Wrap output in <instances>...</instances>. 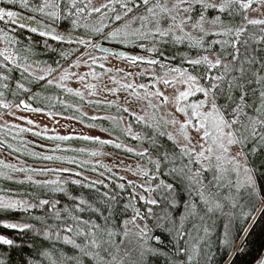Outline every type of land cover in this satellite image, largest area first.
<instances>
[{"label": "snow or ice", "instance_id": "1", "mask_svg": "<svg viewBox=\"0 0 264 264\" xmlns=\"http://www.w3.org/2000/svg\"><path fill=\"white\" fill-rule=\"evenodd\" d=\"M0 4L4 5L0 7V21L14 25L10 30L0 28V44L4 45L0 47V108L41 113L59 104L66 111L72 105L61 99L62 93H70L98 108L115 105L118 116L89 117L93 121L111 120L114 127L105 131L114 135V140L61 135L47 139H83L111 145L146 159L152 166L142 167L137 162L133 171L123 161L114 164V168L147 178L144 183L128 180L125 185L116 183L117 179L126 178L117 176L112 168L100 165L111 173L106 178L109 182L93 180L84 172H97L95 165L90 167L89 161L75 158L65 160L61 155L34 150L30 153L34 159L64 161L82 171L71 167H17L0 161V179L30 183L42 190L22 193L0 188V213L23 212L40 225L24 222L22 217L21 222L0 220V227L21 234L31 232L46 242L37 248L32 242L17 243L0 235V246L33 250L23 264H146L149 256L169 254L171 259H166V264H211L214 256L208 243V218L209 214L219 213L226 218L219 246L229 253L223 264H234L235 256L244 251L243 244L237 245L236 233L242 232V240H247L258 219L264 216V208L256 207L264 202V0H0ZM16 6L31 15L10 10ZM37 16L46 18L48 23ZM25 33L42 39L32 40L28 36L30 43L25 46L21 39ZM49 41L61 47H52ZM41 45L59 58L52 64L33 60V46ZM112 60L140 70L132 73L115 65L106 67ZM81 66L89 71H72ZM96 67L103 71L97 72ZM103 76L119 84V88L104 84L98 91V85L87 82L88 77L99 80ZM145 76L147 83L135 82L137 77ZM70 80L80 83L88 97L100 92L117 96L123 91L124 103L115 104L106 98L87 100L80 88L68 87ZM122 80L129 82L121 83ZM160 84L165 89L172 88L175 95H165ZM51 89L58 90L55 97L42 94ZM7 95L17 98L18 103L7 101ZM22 95L26 98H20ZM131 98L143 103L133 110L128 106ZM168 105L172 107L157 115ZM10 114L25 119L15 112ZM26 123L34 122L27 119ZM10 127L17 128L18 133L31 131L19 125ZM192 132L199 135V140L194 141ZM32 134L41 136L40 132ZM122 138L137 141L138 147L126 146L119 142ZM4 146L5 141L0 139V148ZM35 146L52 153L67 151L59 144L53 148ZM7 148L20 151L11 144ZM101 154L88 153L93 157ZM50 172L64 175L52 181L34 180L31 175L18 179L12 175ZM154 181L159 182L153 184ZM110 184H116L120 192ZM72 186L96 193L97 199L75 192ZM126 187L132 188V192L123 210L132 209L133 214L118 223L116 208ZM136 188L148 195L137 193ZM223 189H228L227 195ZM161 192L167 195L154 197V193ZM141 202L146 206L144 210L135 206ZM178 202L182 207H177ZM162 204L167 206L158 215L154 209ZM245 208L249 210L244 211ZM236 209L241 211L236 213ZM33 210L42 214L31 215ZM84 213L89 214L87 218ZM150 220L155 221L154 229L169 237L168 253L148 244L149 239L164 244L161 236L149 228ZM137 221H143V226ZM237 224L240 226L236 227ZM133 238L143 241L138 249L130 247ZM136 251L139 254L134 258ZM0 264H6L4 256H0ZM258 264H264V258Z\"/></svg>", "mask_w": 264, "mask_h": 264}, {"label": "rangeland", "instance_id": "2", "mask_svg": "<svg viewBox=\"0 0 264 264\" xmlns=\"http://www.w3.org/2000/svg\"><path fill=\"white\" fill-rule=\"evenodd\" d=\"M4 5L0 4V7H2ZM10 10H14L17 11L19 13L25 14V15H31L30 12H28L25 9H21L18 6L11 8ZM262 12H264V9L261 10ZM252 16H257L259 15L258 13H252ZM37 19L39 20H43V22L48 23L46 18H42L40 16H37ZM10 23V22H9ZM5 24V22L0 21V28H4L3 25ZM10 26V25H9ZM6 27V26H5ZM13 26L7 27L9 29H11ZM5 29V28H4ZM6 30V29H5ZM82 32V30H79ZM58 45V44H57ZM3 44H0V47H3ZM61 47V45H58V49ZM62 47H69V45H63ZM83 51V49H81ZM97 56H101L103 55L102 53H95ZM116 66V67H121L124 68L125 71L128 72H132V73H136L138 72L140 69L135 68V67H130L128 64L126 63H122V62H118L115 60H112L110 63H106V67H112V66ZM95 67V66H94ZM145 67H147L145 65ZM72 71H79L81 73L83 72H88L89 69L85 66H81L79 69H72ZM96 71L97 72H102V69H99L98 67H96ZM109 75H113L112 73H110ZM119 75H117V79L119 80ZM88 83L91 84H96L98 85V91L99 88L102 87L104 84H106L109 88L112 87H116L119 88V84H113L107 76H103L101 79L97 80V79H93L92 77H88L87 79ZM129 81H124L122 80L121 83H127ZM135 82L137 84L139 83H147L148 82V77H137ZM68 87H71L72 89H77L80 88L81 91L85 92L86 95V99L87 100H98V99H107V100H111L114 101L115 104H123L124 103V97L126 95L125 92L120 91L118 92L117 96H113V95H109L107 93L104 92H100V94L98 96H91L88 97L87 96V90L83 89L81 84L75 81H68L67 82ZM159 88L161 91H163L165 93V95H169V96H174L175 92L172 88H168L165 89L163 84L159 85ZM39 89L33 88V91H38ZM180 90H183V87L180 88ZM139 91H143V90H139ZM57 93L56 89H51L46 93H42L43 95H50L55 97ZM63 94H67V95H71L73 97V99H66V103L68 105H72V107L68 108L66 112L62 111L61 108L62 106L59 104H56L55 107H50L47 108L45 110V112H41V113H33L30 111H18L17 109L10 108V109H3L0 108V139H3L5 141V146L0 148V161H4L5 163L8 164H14L17 167L20 166H35L37 168L39 167H43V166H47L50 168H61V167H71L77 171H82V169H77L75 165H69L64 161H40L37 159H34L30 153L31 152H26L25 154H23V156H27L28 157H22L21 155H16V153L14 151H12V149L7 148V144H11L13 146V149L15 148H19L20 151L26 150L25 148H28L30 151H37L40 153H44V154H48V155H61L63 157H65V160L67 159H71V158H75L78 161L81 160H86L89 161L90 164L89 166H93L95 165L98 169L97 172H92V171H85L84 175L89 177L90 179H104L105 182H109L106 178L111 176V173L106 172L104 167H100V165H105L108 168H112L113 172L117 173V176H123L126 179L123 181H120L117 179L116 183H124L125 185H127V181L128 180H133L135 181L137 184L140 183H144V181L147 179L145 178H141L138 175H133L132 172L130 171H122L119 168H114L113 165L114 164H118L120 161H123L125 165H131L133 171L136 170V166H137V162L140 163V165L142 167H149V165L147 164V162H145V160H142L140 158H136L134 155H131L132 153H129L127 151L121 150V149H116L111 145H100L97 143H93L92 141H87V140H83V139H75L77 141H82V143L80 145H72L71 143H69L71 140L74 139H70L68 141H59L62 142L61 143H57V140H49L47 139V137L50 136H54V135H61V136H72V137H82V136H91V137H100L101 139L104 140H114L115 136L114 135H109V131H105V130H111L114 126L111 120H90L89 117L92 116H118L119 113L117 111L116 106L114 105L111 108H106L105 106L101 105L99 108L95 105V104H89L86 101H82L80 100V98L70 94V93H62L61 94V99H63L62 95ZM8 96V95H7ZM7 96L5 97V99L7 101H13L14 103H18V99L17 98H12V99H8ZM119 97V98H118ZM20 98H26V96H21ZM132 99V103L130 105H128L130 108H132L133 110H136V108L138 107V105L142 104L143 102L140 101H136L134 98ZM64 100V99H63ZM45 103H47V101H45ZM33 106H40L43 107L42 104H33ZM61 106V107H60ZM171 105H168L167 108H161L160 112L157 115H163L168 108H171ZM79 108L80 111H76V109ZM15 112V115L18 117H24L25 119H16L14 116H12L10 113ZM47 112H53V113H63V115H54V116H49L48 114H46ZM82 113H85L86 115H81ZM149 115H151V112H149ZM75 117L74 119H65L63 117ZM27 119H31L34 123L33 124H28L26 123ZM180 119H183V117L181 116ZM10 125H19L20 127L23 128H28L31 129L30 132H26V133H18V129L17 128H12L10 127ZM106 128V129H105ZM170 131L172 129H169ZM33 132H40L41 136L37 137L34 136L32 133ZM192 136L194 137V141L195 140H199V135L195 132L191 133ZM116 135H120L119 132L116 133ZM29 141L31 142H35L33 143H28ZM64 142V143H63ZM124 143L126 146L128 147H132V148H137L138 146H133V145H129V143H126L124 141H119ZM57 144L61 145L62 148L67 149V151H62V152H56V153H52L49 152L47 150V148H41V147H36L35 145H46L48 146V148H53L55 147ZM78 149H85L86 151L84 153H81L79 151H74V150H78ZM197 150H199V148H197ZM92 151H99L103 154L98 155V156H91L88 155V153L92 152ZM123 151V153L121 152ZM236 149H233V154L235 153ZM125 152V153H124ZM23 153V152H22ZM96 161H99V164H95ZM5 171H10V170H5ZM103 172L104 176H100L99 173ZM12 175H14L16 178L18 179H23L25 178L26 175H31L33 177L34 180H58L60 178L61 175L64 174H58L55 172H50L47 173L45 175H36L34 173H12ZM234 179V177H233ZM116 185V184H114ZM110 187L112 189H114L115 191H119L118 188L114 187L113 188V184H110ZM101 191H105V189H102ZM127 191V192H126ZM137 193L143 194L145 196L148 195V193L143 192V189L140 188H136L135 190ZM132 192V188L130 187H126L125 190L123 191L124 195H125V201L126 203H129V194ZM222 192L227 195L228 194V189H223ZM59 195V194H58ZM87 198H90L89 196H86ZM97 197V196H96ZM27 198V197H25ZM62 203L64 202V198L62 196H60ZM124 203V202H122ZM135 203V202H134ZM230 203V202H229ZM136 207L141 208V210H144V208L146 206H144L141 203H136L135 204ZM177 207H179L178 203H177ZM257 209L259 208H264V202H260L256 205ZM161 208L156 209V213L159 215L161 214ZM132 210V209H131ZM225 211H228V208L224 209ZM248 208H245L244 211H248ZM241 210L240 209H236L235 212L239 213ZM123 213L125 214L124 210ZM33 215L36 214H42L39 210H33V212L31 213ZM133 212L128 213L127 215H123L122 217H119L120 220L125 219V218H130L132 216ZM257 213L254 211L252 212V215L255 216ZM85 218H87V216L89 215L88 213H84L83 214ZM209 217L211 218H217L219 219V221L221 222V224L223 225L226 222V218L222 217L219 215V213L216 214H209ZM4 221H8V222H21L22 217L19 216L16 219H3ZM24 222L27 223H32L35 224V222H32L30 219H24ZM118 222V221H117ZM137 223L141 224V226H143V221H137ZM248 223H251V220L248 221ZM152 221L150 220L148 222L149 228L153 230V226H151ZM40 225H37V227H39ZM240 225L237 224L236 227H239ZM245 227H247V225H244ZM223 229V227H222ZM11 230V232H5V231H0V235H4L7 238H11L14 239L17 243H21L23 242V238L24 237H28L29 235H31L29 232L26 233H19L16 230ZM259 230V226L258 229ZM256 230V231H257ZM210 232H214L212 229H210ZM155 235H159L161 236V238L164 240V246H171L169 244V242L167 241V239L169 238L165 233H163L160 230L155 229L154 230ZM214 235V233H213ZM243 237V233L239 232L236 233V241H237V245H241L243 244L244 247V251L239 252L237 255H241L243 254L245 251V249L247 248V246H249L247 244V242H245V240H242ZM143 241H136L135 238H133V244L130 245V247H136L137 249L139 248V244H142ZM148 244L151 245L153 248H159V244H156L154 239H149L148 240ZM211 246V253L213 254V249L215 247H219V243L216 241L210 242L209 243ZM8 247V246H7ZM26 248V247H25ZM12 249H16V248H12ZM27 249V248H26ZM28 250V249H27ZM4 249L0 248V256L2 255V252H4ZM264 252V236L263 239L260 240L259 242H256L253 246L252 249L248 250L247 253L248 254V258L246 260V264H257L262 256ZM222 253V252H221ZM246 253V254H247ZM139 254L138 251L133 253V257H137ZM223 258L220 261L221 264H223V260L229 255V253H224L223 254ZM214 258L215 255L213 254ZM217 257V256H216ZM166 257H163V263L166 264ZM146 264L147 261H146ZM214 264V263H213Z\"/></svg>", "mask_w": 264, "mask_h": 264}, {"label": "trees", "instance_id": "3", "mask_svg": "<svg viewBox=\"0 0 264 264\" xmlns=\"http://www.w3.org/2000/svg\"><path fill=\"white\" fill-rule=\"evenodd\" d=\"M3 25H5V24H3ZM9 25L14 27V25H11V23H8V24L5 25L6 27L4 26V28L6 30H10L9 28H7V27H10ZM11 34H12L11 31H9V35H11ZM17 35H19V32L17 33ZM28 36H31L32 40H41L42 39L38 35L25 33V35L23 37H21V39L23 40V44L25 46L30 43L29 39L27 38ZM49 43L52 45V47H55V48L58 49V45L56 44V42L49 41ZM31 58L33 60L47 61L49 64H52L59 57H58L57 53L51 52V51H49L48 49L44 48L41 45V46H33V52L31 53ZM62 97H63L64 100L73 99V97L71 95H67V94H63ZM7 98L8 99H12L14 97H12L11 95H8ZM61 110L65 111L64 109H61ZM66 112H69V111L66 110L65 113ZM122 141H124L126 143H129V145L131 144L133 146H138L137 141L131 140L130 138H127V139L122 138ZM58 142L59 141H57V143ZM59 143L62 144V142H59ZM69 143H71L72 145L76 146V145H80L82 143V141L80 142V141H77V140L74 139V140H71ZM25 149L26 150H24V148H23L22 151L15 152L16 155H21L22 157H28V155L27 156H23V154H25L26 152H32V151H30L28 148H25ZM121 152L123 153V151H121ZM131 155H133V154H131ZM135 157L136 158H140V157H137V156H135ZM143 160H145V162H147L146 159H143ZM141 161H142V159H141ZM151 167L152 166L149 165L148 168H151ZM163 179H165L166 181H170L171 177H163ZM158 182L159 181H154L153 184L158 183ZM72 187H73V190L75 192H77V193L83 192L85 194V196H89L90 199H93V200L97 199V197H96L97 194L94 193V192H90V190H88V189H76L75 186H72ZM114 187H116V185L113 184V188ZM0 188L5 189V191H7L8 189H11L13 191H19V192H22V193L23 192L42 193V190L40 188H38L36 185H32L30 183L16 184V183H13L12 181L5 180V179H0ZM102 189L103 188H101V190ZM116 192H120V190L116 191ZM153 195H154L155 198L160 199L161 195H167V194L161 192V193H154ZM125 199H126L125 195L122 192L121 195H120V203L117 205V208H116V212L118 213L117 216H116V220L118 221V223L121 221L119 219V217H122L123 215H127L128 213L132 212V210L129 209L127 212H125V214L123 213V205L126 204ZM122 202H124V203H122ZM178 205H179V207H182V203L178 202ZM166 206L167 205H164V204L161 205V207H166ZM156 209H158V208H155L154 210H156ZM31 215H33V214H31ZM36 215H41V214H36ZM19 216L24 217L25 219H30L29 214L16 211V212H3V213H0V220H3V219H16ZM30 220L32 222H35L36 225H39L37 221L32 220V219H30ZM49 222H51V221H49ZM154 223H155V221H152L151 226H153ZM208 224H209L210 229H212L214 231L213 232L214 235H213L212 232H210L211 234L208 237V243H210V242L214 243L215 241H216V243L217 242L219 243V237L223 233V229H222L223 225L221 224L219 219L214 218V217L213 218H211V217L208 218ZM258 226H259V230H257ZM154 230L155 229L153 228V232H154ZM0 231H5L6 233L8 231L11 232V230L4 229L2 227H0ZM29 233L31 235H29L27 238L24 237L23 238V242H32V243H34L36 245L37 248L41 247V245L43 243H46V242L41 241L39 238L34 237L31 232H29ZM263 236H264V216H261L258 219L255 227L252 229L250 235L248 236V239L245 240V242H247V244L249 245L245 249L246 252H244L243 254H241L239 256L236 255L235 256V260H234V264H246V260L248 258V254H249V253H247L248 250L252 249L256 242H259L260 240H262ZM167 241L169 242V238L167 239ZM170 247L171 246H168V245L167 246L160 245L158 249H162L165 253H168V250H169ZM0 248L5 250L4 252H2V255L6 259V264H23L25 256L26 255H31L32 251H33L31 249H28V248H27L28 250L26 248H19V249H17V248L16 249H12L11 248V249H9V247H7V246H0ZM213 252H214L213 254L215 255V258L213 259L211 264H213V263L214 264H221L220 261L222 260V258L224 256L223 254L226 253V252L224 251V249L220 248V246L219 247H215L213 249ZM9 253H10V255H9ZM163 257H165V256H149V257H147L146 261H147L148 264H164L162 262L163 261ZM166 258L171 259V255L169 254L168 257H166Z\"/></svg>", "mask_w": 264, "mask_h": 264}, {"label": "water", "instance_id": "4", "mask_svg": "<svg viewBox=\"0 0 264 264\" xmlns=\"http://www.w3.org/2000/svg\"><path fill=\"white\" fill-rule=\"evenodd\" d=\"M21 14H22V13H21ZM22 15H25V14H22ZM25 16H27V15H25ZM38 20H39V19H38ZM261 258H264V252H263ZM261 258H260V259H261ZM257 264H258V263H257Z\"/></svg>", "mask_w": 264, "mask_h": 264}]
</instances>
